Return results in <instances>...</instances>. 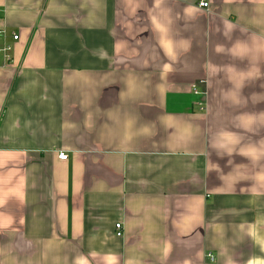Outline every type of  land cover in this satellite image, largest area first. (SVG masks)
<instances>
[{
  "label": "crops",
  "instance_id": "crops-1",
  "mask_svg": "<svg viewBox=\"0 0 264 264\" xmlns=\"http://www.w3.org/2000/svg\"><path fill=\"white\" fill-rule=\"evenodd\" d=\"M198 2L0 0V264H264V0Z\"/></svg>",
  "mask_w": 264,
  "mask_h": 264
},
{
  "label": "built area",
  "instance_id": "built-area-1",
  "mask_svg": "<svg viewBox=\"0 0 264 264\" xmlns=\"http://www.w3.org/2000/svg\"><path fill=\"white\" fill-rule=\"evenodd\" d=\"M198 6L201 8H204V9H208L209 8V2H208V0H199ZM7 36H8V32H6L5 28L0 29V37L6 39ZM11 39L14 41L17 40L18 35L11 33ZM10 51H11V46L7 43H4L3 45L0 46V53L3 54V56L7 60L9 59V52ZM194 93H198V92L194 91ZM59 158L62 160H65L67 158V156L65 154H59ZM122 232H123L122 223L117 222L115 224V235L117 237H121ZM207 257H209L211 259V261L214 259L213 255H211L210 253H207Z\"/></svg>",
  "mask_w": 264,
  "mask_h": 264
}]
</instances>
